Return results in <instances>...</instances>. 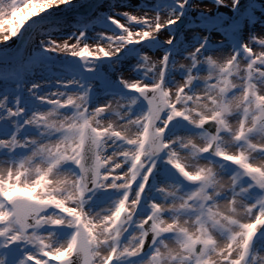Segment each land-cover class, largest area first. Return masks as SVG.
Returning <instances> with one entry per match:
<instances>
[{
  "label": "snow or ice",
  "instance_id": "obj_1",
  "mask_svg": "<svg viewBox=\"0 0 264 264\" xmlns=\"http://www.w3.org/2000/svg\"><path fill=\"white\" fill-rule=\"evenodd\" d=\"M103 7L0 0V264H264V0Z\"/></svg>",
  "mask_w": 264,
  "mask_h": 264
},
{
  "label": "rangeland",
  "instance_id": "obj_2",
  "mask_svg": "<svg viewBox=\"0 0 264 264\" xmlns=\"http://www.w3.org/2000/svg\"><path fill=\"white\" fill-rule=\"evenodd\" d=\"M107 2H108V0H104V5H105V7H103V8H101V9H98L99 11H105L106 10V7H107ZM225 2L227 3V0H225ZM208 7L209 8H211L212 7V5H211V3H208ZM205 10H207V9H205ZM222 11H224V9H221ZM91 11V14H95V10H90V9H88L87 11H85V12H90ZM138 15L140 14V13H137ZM61 15H64L65 17H66V22H71V20H72V18H73V16L74 15H70V13H66V14H61ZM6 20L7 19H10L8 16H5L4 17ZM10 25H8V24H5L4 25V27H9ZM71 31V28H66L65 29V32H70ZM89 35H92V33H89ZM13 45H14V41H13ZM254 51H259V49L258 48H256V49H254ZM156 55L158 56V55H160V53L159 52H157L156 53ZM182 62H184V61H182ZM124 75L127 77L128 75H129V73L126 71L125 73H124ZM179 78V77H178Z\"/></svg>",
  "mask_w": 264,
  "mask_h": 264
},
{
  "label": "water",
  "instance_id": "obj_3",
  "mask_svg": "<svg viewBox=\"0 0 264 264\" xmlns=\"http://www.w3.org/2000/svg\"><path fill=\"white\" fill-rule=\"evenodd\" d=\"M97 2V0H89V3L95 4ZM89 8L85 7V8H80L79 11L81 13H85V11H87ZM68 13H70V15H75V11H69Z\"/></svg>",
  "mask_w": 264,
  "mask_h": 264
},
{
  "label": "bare ground",
  "instance_id": "obj_4",
  "mask_svg": "<svg viewBox=\"0 0 264 264\" xmlns=\"http://www.w3.org/2000/svg\"><path fill=\"white\" fill-rule=\"evenodd\" d=\"M256 31H257V34H260L261 32H264V29L257 28Z\"/></svg>",
  "mask_w": 264,
  "mask_h": 264
}]
</instances>
